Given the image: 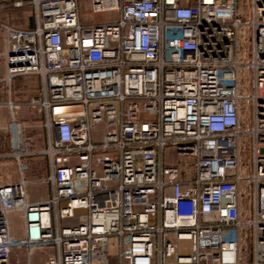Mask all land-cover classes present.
<instances>
[{
  "label": "built area",
  "instance_id": "2783aa9c",
  "mask_svg": "<svg viewBox=\"0 0 264 264\" xmlns=\"http://www.w3.org/2000/svg\"><path fill=\"white\" fill-rule=\"evenodd\" d=\"M82 1H16L33 29L0 19L9 95L43 82L7 101L0 264L52 246L47 264H264V0H87L114 14L91 26ZM20 105L45 112V149Z\"/></svg>",
  "mask_w": 264,
  "mask_h": 264
},
{
  "label": "crops",
  "instance_id": "0c3cea01",
  "mask_svg": "<svg viewBox=\"0 0 264 264\" xmlns=\"http://www.w3.org/2000/svg\"><path fill=\"white\" fill-rule=\"evenodd\" d=\"M18 0H0V19L12 26L33 29L37 20L34 17L32 9L25 5L24 7H15L14 3ZM27 1V0H25ZM4 37L0 35V130H3V135L0 136V172L14 170L16 165L13 160L7 155L10 153L9 148V131L8 127L12 120V113L7 106V101L12 100L16 103L25 104L31 101L34 97L39 95L41 88H43L42 79L39 76H20L12 81L10 86L11 95H9V85L4 81L7 74V64L1 54L5 51ZM17 118L25 121L31 125L37 127L38 146L43 144L45 149L47 147V133L41 131L40 127L45 119V112L32 108L26 105H20L15 112ZM42 159L40 157L30 158L29 162L32 168V174L34 172V162ZM38 161L36 162V171L40 173L44 171V167H38ZM33 174V175H38ZM18 213L10 215V218L15 217ZM21 218V224L18 227H11V232L15 237L22 238L24 236V222ZM57 253V248L52 247H37L32 248L27 255V251L19 249L14 251L13 260L24 262L30 260L31 264H47L48 259Z\"/></svg>",
  "mask_w": 264,
  "mask_h": 264
},
{
  "label": "rangeland",
  "instance_id": "374dc122",
  "mask_svg": "<svg viewBox=\"0 0 264 264\" xmlns=\"http://www.w3.org/2000/svg\"><path fill=\"white\" fill-rule=\"evenodd\" d=\"M249 4V2H248ZM88 1L87 0H83L81 2V5H80V17H81V22L83 25L85 26H91V25H97V24H103L111 19H113L114 17V14L111 13V12H108V13H102V14H92L90 13V10L88 9ZM3 135V130H0V136ZM39 149H43L44 146L43 144L41 143V145L38 146ZM174 157V151H170L169 153V159L168 161L169 162H172V158ZM38 161V167L39 166H42V167H45V171L47 169L46 167V161L45 160H41V162H39L40 160H37ZM34 162V172L33 174H37L38 172L36 171V162ZM173 163H174V160H173ZM44 189V188H43ZM41 189V193L45 192L46 190L44 189ZM21 224V218H20V214H17L15 217H12L10 218V225L11 227H18L19 225ZM185 243L182 244V247L184 246Z\"/></svg>",
  "mask_w": 264,
  "mask_h": 264
}]
</instances>
